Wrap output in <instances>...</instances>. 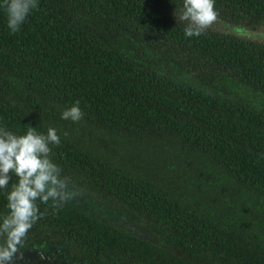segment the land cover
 Returning a JSON list of instances; mask_svg holds the SVG:
<instances>
[{
    "label": "trees",
    "instance_id": "16d2710c",
    "mask_svg": "<svg viewBox=\"0 0 264 264\" xmlns=\"http://www.w3.org/2000/svg\"><path fill=\"white\" fill-rule=\"evenodd\" d=\"M182 5L38 0L16 33L0 8V128H55L67 188L138 228L37 201L23 248L91 264H264V39L248 37L264 29V0H214L226 27L198 37L174 16ZM76 101L83 118L62 119ZM17 181L0 189V223Z\"/></svg>",
    "mask_w": 264,
    "mask_h": 264
},
{
    "label": "clouds",
    "instance_id": "9594fccd",
    "mask_svg": "<svg viewBox=\"0 0 264 264\" xmlns=\"http://www.w3.org/2000/svg\"><path fill=\"white\" fill-rule=\"evenodd\" d=\"M0 8L7 15V27L12 33L20 30L32 10L38 8V0H2ZM174 16L184 23L186 37L200 36L217 19L214 0H183ZM79 101L62 112V119L77 122L83 118ZM60 137L55 128L40 134L29 128L26 134L17 135L0 128V189H7L12 174L18 178L6 193L8 214L0 223V264H13L16 254L23 248L28 231L43 215L37 201L60 202L72 198L67 182L60 177L59 167L50 159V145H59ZM43 257V253H41ZM22 258L23 253H20Z\"/></svg>",
    "mask_w": 264,
    "mask_h": 264
},
{
    "label": "flooded vegetation",
    "instance_id": "af4514ba",
    "mask_svg": "<svg viewBox=\"0 0 264 264\" xmlns=\"http://www.w3.org/2000/svg\"><path fill=\"white\" fill-rule=\"evenodd\" d=\"M109 221L114 224H122L112 219H109ZM129 222H130L129 225L135 224L131 221ZM140 236L148 237V232L142 230L141 228ZM21 252L23 253L22 258L20 256ZM41 253H43V257ZM13 264H91V263L83 259L78 260L77 258L76 259L70 258L67 255L66 249L62 246H57L50 243H44L43 245L40 246L34 245L32 247L21 248L16 254V259L13 261Z\"/></svg>",
    "mask_w": 264,
    "mask_h": 264
},
{
    "label": "rangeland",
    "instance_id": "374dc122",
    "mask_svg": "<svg viewBox=\"0 0 264 264\" xmlns=\"http://www.w3.org/2000/svg\"><path fill=\"white\" fill-rule=\"evenodd\" d=\"M212 26H214L216 28H219V29H223V28L226 27L225 23H222V22H220L218 20H215L213 22ZM259 30L260 31H251V36H248V37L255 38L254 36H256V37H261V38L264 39V29H263V27L259 26ZM234 31H237V32H239L241 34H244L245 30L234 29ZM246 32L250 34L249 31H246ZM67 190L71 193V196H72V198L69 201H71L75 205L81 206L84 210H86V211H88L90 213H94V214L99 215V216H105L108 219H112L114 221L120 222V223H122L120 225H123L125 227H128V228L138 232V228L135 225H133V226L129 225V223H130L129 221H127V220H125L123 218H118L117 216L108 213L107 211H105L103 209L102 206L97 204L95 202V200H93L91 198L84 197L82 194L74 192V191L70 190L69 188H67Z\"/></svg>",
    "mask_w": 264,
    "mask_h": 264
}]
</instances>
